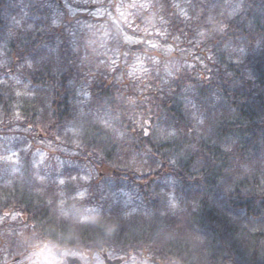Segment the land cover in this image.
<instances>
[{
    "label": "trees",
    "instance_id": "1",
    "mask_svg": "<svg viewBox=\"0 0 264 264\" xmlns=\"http://www.w3.org/2000/svg\"><path fill=\"white\" fill-rule=\"evenodd\" d=\"M179 2L147 0L127 29L61 0H0V49L11 68L30 65L34 89L21 95L0 71V137L23 158L22 174L0 185V216L29 228L13 254L47 245L264 264V0H195L187 14ZM131 28L161 43L144 83L126 75ZM100 36L120 61L93 76L80 108L77 45ZM39 148L65 162L62 186L35 172Z\"/></svg>",
    "mask_w": 264,
    "mask_h": 264
},
{
    "label": "rangeland",
    "instance_id": "2",
    "mask_svg": "<svg viewBox=\"0 0 264 264\" xmlns=\"http://www.w3.org/2000/svg\"><path fill=\"white\" fill-rule=\"evenodd\" d=\"M73 14H85L87 17L104 20L109 18L117 23H122L124 27L129 29L133 27V15L136 8H147V0H118L113 10L109 7L95 8L98 0H61ZM100 2L102 0H99ZM201 1V0H200ZM195 0H180L179 5L183 13L188 12L190 7L195 8ZM125 6V7H124ZM182 6V7H181ZM129 7V8H126ZM124 23V24H123ZM103 26L102 24H96ZM142 25V24H141ZM121 26V25H120ZM130 35H126L128 51H132V47L140 46L142 49L134 54L131 62L126 66V75L134 82L144 83L153 77V66L158 63V58L154 56L153 51L161 48L158 41H147L143 37H138V30L131 28ZM159 32V31H158ZM128 34V33H127ZM100 40L90 42L83 39L79 41L76 49L78 54V72L79 78L77 105L82 108L88 102V87L93 76L97 73H114L117 70L119 57L108 52V47L103 36ZM165 48V47H164ZM162 48L161 50L163 51ZM166 49V48H165ZM198 62L204 64L200 58ZM195 61L190 60L184 63V66L194 68ZM170 66V63H168ZM30 65L26 62L19 64L18 62L12 68L6 56V48L0 49V71L3 78L8 79L21 95H30L34 92L30 83L26 79L29 74ZM12 137H0V185L10 184L17 176L22 174L23 158L20 153L13 149L11 143ZM42 146H45L43 143ZM67 153V152H65ZM30 162L33 163L34 170L38 175L54 178L61 186L64 184L65 177L61 176L60 170L65 172L66 169L57 168L59 166V157L53 154L51 157L45 149L39 148L35 150ZM61 167L65 165L63 160H59ZM123 201V200H122ZM127 202L130 199L127 198ZM22 218L17 214H6L0 216V264H56L57 259L52 255L49 248L42 246L35 247L30 251L22 250L19 254H13L12 246L18 244L23 245L27 241L29 228L22 224ZM19 259L18 263L15 260ZM97 261V260H95ZM131 264H153L148 257L141 255H133L129 258Z\"/></svg>",
    "mask_w": 264,
    "mask_h": 264
},
{
    "label": "flooded vegetation",
    "instance_id": "3",
    "mask_svg": "<svg viewBox=\"0 0 264 264\" xmlns=\"http://www.w3.org/2000/svg\"><path fill=\"white\" fill-rule=\"evenodd\" d=\"M45 247L49 248V250L52 252V255L54 256L55 248H50L47 245H43L41 249H44ZM55 258L58 261L56 264H131L129 262L130 257L120 255L108 249H95V251L92 249L62 250L61 255ZM19 261V259H16L15 263H18Z\"/></svg>",
    "mask_w": 264,
    "mask_h": 264
},
{
    "label": "water",
    "instance_id": "4",
    "mask_svg": "<svg viewBox=\"0 0 264 264\" xmlns=\"http://www.w3.org/2000/svg\"><path fill=\"white\" fill-rule=\"evenodd\" d=\"M140 50H141L140 46L132 48V51H134V52L140 51ZM54 253H55L56 256H59V255H61L62 251L61 250H55ZM68 261H69V259H68Z\"/></svg>",
    "mask_w": 264,
    "mask_h": 264
},
{
    "label": "snow or ice",
    "instance_id": "5",
    "mask_svg": "<svg viewBox=\"0 0 264 264\" xmlns=\"http://www.w3.org/2000/svg\"><path fill=\"white\" fill-rule=\"evenodd\" d=\"M222 30V29H221Z\"/></svg>",
    "mask_w": 264,
    "mask_h": 264
}]
</instances>
